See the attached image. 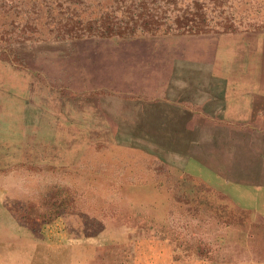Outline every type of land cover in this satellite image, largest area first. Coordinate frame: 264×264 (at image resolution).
Masks as SVG:
<instances>
[{"label": "rangeland", "instance_id": "obj_1", "mask_svg": "<svg viewBox=\"0 0 264 264\" xmlns=\"http://www.w3.org/2000/svg\"><path fill=\"white\" fill-rule=\"evenodd\" d=\"M120 2L0 0V264L264 259V0Z\"/></svg>", "mask_w": 264, "mask_h": 264}, {"label": "crops", "instance_id": "obj_2", "mask_svg": "<svg viewBox=\"0 0 264 264\" xmlns=\"http://www.w3.org/2000/svg\"><path fill=\"white\" fill-rule=\"evenodd\" d=\"M238 102V101H236ZM243 103H238L239 108L237 110H233L234 113L245 112L248 116L247 119L235 118L233 120L244 121L247 124L240 129L238 132H241V135H245L246 137L254 136L252 133L259 134L262 137L261 144V171L263 178V190H264V99H244ZM233 106H237V103ZM251 123H258L257 125H252ZM244 132V133H243ZM243 133V134H242ZM258 152H260L258 150ZM241 264H264V259L257 261H246Z\"/></svg>", "mask_w": 264, "mask_h": 264}, {"label": "trees", "instance_id": "obj_3", "mask_svg": "<svg viewBox=\"0 0 264 264\" xmlns=\"http://www.w3.org/2000/svg\"><path fill=\"white\" fill-rule=\"evenodd\" d=\"M120 1L121 0H115L116 3H121ZM154 2H157V0H140L138 5L140 7L142 6L144 9L150 3L153 4ZM194 2H195V5L198 6L196 4L197 0H194ZM135 3H136V0H133L131 5H134ZM127 12L129 14H131V16H132L131 21H130V23L132 24L131 27H129V25H128L124 29L123 28L122 29L117 28V31H109L108 34L112 35L115 33L116 35L121 36V35L127 34V32H129V31H133L136 27L141 28L140 33H142L144 36L150 35V33H152V32H160L162 24L160 23V19H158L157 15L152 14L153 12L151 14H146V15H149V16H147L148 19H147V21L142 20V22H139V19H141V17H142L141 15L140 16L134 15L133 13H131L129 11H127ZM137 17H138V19H135ZM200 26H203V25H200ZM176 30L181 31L183 33H192V32L199 33V32H203V27H199V25L194 26V25L184 24L183 22H178L176 24ZM161 32H163V34L167 33L166 30L161 31ZM129 34H131V32H129Z\"/></svg>", "mask_w": 264, "mask_h": 264}, {"label": "water", "instance_id": "obj_4", "mask_svg": "<svg viewBox=\"0 0 264 264\" xmlns=\"http://www.w3.org/2000/svg\"><path fill=\"white\" fill-rule=\"evenodd\" d=\"M140 36H144L142 33H139ZM161 36H165V34L161 35Z\"/></svg>", "mask_w": 264, "mask_h": 264}]
</instances>
